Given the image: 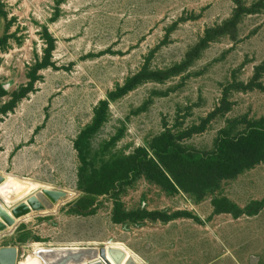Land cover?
Here are the masks:
<instances>
[{"label":"rangeland","instance_id":"374dc122","mask_svg":"<svg viewBox=\"0 0 264 264\" xmlns=\"http://www.w3.org/2000/svg\"><path fill=\"white\" fill-rule=\"evenodd\" d=\"M4 37L0 191L68 196L0 247L264 264V150L232 177L179 154L264 127V0H0Z\"/></svg>","mask_w":264,"mask_h":264},{"label":"water","instance_id":"95a60500","mask_svg":"<svg viewBox=\"0 0 264 264\" xmlns=\"http://www.w3.org/2000/svg\"><path fill=\"white\" fill-rule=\"evenodd\" d=\"M5 181L6 176L0 174V188ZM19 184L22 193L26 186ZM19 194L20 192L16 194L14 191L11 193L0 191V236L16 228L23 218L34 213L51 211L60 200L67 197L64 191L40 189L17 201ZM34 255L36 260L30 264H141L133 256H128L124 249L114 245L38 248ZM19 256L17 247H0V264H24L19 262Z\"/></svg>","mask_w":264,"mask_h":264},{"label":"trees","instance_id":"16d2710c","mask_svg":"<svg viewBox=\"0 0 264 264\" xmlns=\"http://www.w3.org/2000/svg\"><path fill=\"white\" fill-rule=\"evenodd\" d=\"M6 37L0 39V47ZM1 88V87H0ZM264 150V127L253 124L252 128L240 138L235 140L221 139L217 153L203 155L201 153H187L180 151V160L200 162L205 171L214 172L217 176L232 177L238 171L262 160L261 152Z\"/></svg>","mask_w":264,"mask_h":264},{"label":"bare ground","instance_id":"6f19581e","mask_svg":"<svg viewBox=\"0 0 264 264\" xmlns=\"http://www.w3.org/2000/svg\"><path fill=\"white\" fill-rule=\"evenodd\" d=\"M7 184V178H6V181H5V183L1 186V187H3V186H5ZM23 184L26 186V187H29L28 188V190L29 191H31V190H33V186H34V189L36 188L37 190H34V192L35 191H38V190H40V189H49V190H51V188H48L47 186H44V184H43V186L42 185H40V184H38V183H36V182H31V181H27V180H25V181H23ZM31 184V185H30ZM23 194H24V191L21 193V191H20V196H18L16 199L17 200H19V199H22L23 198ZM67 194V193H66ZM75 194V193H74ZM67 196H68V194H67ZM6 199H8V198H6ZM11 202V201H10ZM60 202V201H59ZM56 206V205H55ZM54 209V208H53ZM52 211V210H51ZM29 218V217H28ZM23 221V220H22ZM19 224V223H18ZM33 256H35L34 255V253H33ZM34 261L36 260V257H35V259H33ZM34 261H32V262H34ZM32 262H30V263H32ZM30 263H24V264H30Z\"/></svg>","mask_w":264,"mask_h":264}]
</instances>
